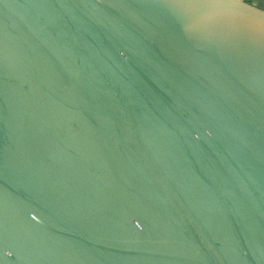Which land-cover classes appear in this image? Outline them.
<instances>
[{
    "label": "water",
    "instance_id": "obj_1",
    "mask_svg": "<svg viewBox=\"0 0 264 264\" xmlns=\"http://www.w3.org/2000/svg\"><path fill=\"white\" fill-rule=\"evenodd\" d=\"M0 264H264V0H0Z\"/></svg>",
    "mask_w": 264,
    "mask_h": 264
}]
</instances>
